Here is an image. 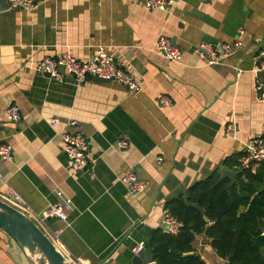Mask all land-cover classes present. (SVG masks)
<instances>
[{"label": "crops", "instance_id": "obj_1", "mask_svg": "<svg viewBox=\"0 0 264 264\" xmlns=\"http://www.w3.org/2000/svg\"><path fill=\"white\" fill-rule=\"evenodd\" d=\"M35 1L32 11H0V142L13 145V159L0 161V197H21L74 263L132 264L136 243L147 249L164 230L168 201L215 170L237 171L225 160L264 137V100L255 86L264 0H173L168 9L147 8L144 0ZM160 36L183 50L181 61L158 52ZM237 38L244 44L221 63L207 64L195 50L211 43L221 51ZM100 46L142 82L137 90L111 80L58 81L37 69L46 56L64 52L88 61ZM10 102L19 105L21 121L5 117ZM55 116L58 127L50 123ZM72 119L94 159L75 173L60 133L73 129L65 126ZM130 170L148 182L139 195L120 180ZM60 202L65 219H40ZM194 246L207 264H227L206 236ZM0 264H32L2 228Z\"/></svg>", "mask_w": 264, "mask_h": 264}, {"label": "trees", "instance_id": "obj_2", "mask_svg": "<svg viewBox=\"0 0 264 264\" xmlns=\"http://www.w3.org/2000/svg\"><path fill=\"white\" fill-rule=\"evenodd\" d=\"M245 156L228 157L234 169ZM235 182L220 179L218 170L192 184L186 192L191 204L204 208L207 221L196 208L186 204L185 195L167 202L184 224L178 235L157 229L151 239L157 264H207L195 249L200 235L210 240L216 254L227 264H264V162L253 168H238Z\"/></svg>", "mask_w": 264, "mask_h": 264}, {"label": "built area", "instance_id": "obj_3", "mask_svg": "<svg viewBox=\"0 0 264 264\" xmlns=\"http://www.w3.org/2000/svg\"><path fill=\"white\" fill-rule=\"evenodd\" d=\"M208 1V0H200ZM35 0H8L9 10H24L32 11L35 7ZM147 8L168 9L173 4V0H144ZM240 34H244V30L239 31ZM241 38H237L233 43L222 44V50L211 43H201L197 45L196 52L207 64L221 63L225 57L232 55L236 48L243 45ZM156 48L158 52L165 55L167 58L174 61H181L183 58V50L172 41V39L166 36H160L156 42ZM259 56L262 59V67L260 72H264V47L259 51ZM38 71L41 73L49 74L51 79L63 81L67 77H72L78 83H83L87 80V75L116 81L128 87L129 90H137L141 81L136 79L133 75L123 70L116 62L114 56L109 52L105 46H100L96 54L88 61H80L69 52H64L61 55L46 56L38 65ZM256 90L259 98L264 100V76L257 74L256 78ZM159 101L165 106L171 105L169 97L159 95ZM5 117L9 121L19 122L21 121V109L19 105L14 102H10L6 107ZM50 123L53 127H58L62 124L60 117H52ZM77 121L72 119L67 122L66 127H72L73 129H64L61 131L63 150L67 157L70 169L75 173L86 170L90 163L94 162L90 155V144L88 138L74 129L77 125ZM120 146L126 147L127 142L121 141ZM13 159V145L7 142H0V161H11ZM162 158H159L161 161ZM264 162V137H254L248 141L245 148V156L240 160V166H236V169L253 168ZM120 180L126 185L127 189L132 195H139L143 193L148 182L144 179H140L135 170L125 172ZM1 198V197H0ZM3 200L9 202L14 207L27 213L25 202L21 197L13 193L11 197H4ZM67 216V209L63 203H55L47 207L40 215L42 221H46L52 217H59L65 219ZM163 223L164 230L168 234L178 235L183 228V222L176 217L168 208L163 211ZM39 225V224H38ZM41 227V226H40ZM52 238V237H51ZM55 242V240L52 238ZM56 244V242H55ZM57 245V244H56ZM58 246V245H57ZM145 243L140 241L136 243L133 248L135 255H140L145 249ZM60 249V247H58ZM61 250V249H60ZM62 251V250H61ZM63 252V251H62ZM63 254L72 263L74 261L70 259L64 252Z\"/></svg>", "mask_w": 264, "mask_h": 264}, {"label": "water", "instance_id": "obj_4", "mask_svg": "<svg viewBox=\"0 0 264 264\" xmlns=\"http://www.w3.org/2000/svg\"><path fill=\"white\" fill-rule=\"evenodd\" d=\"M8 0H0V11H8ZM50 76L49 74H47ZM264 76V72H261ZM88 81L105 83L110 80L87 75ZM240 171H233L226 167L219 170L220 179L228 177L235 182V176ZM186 204L198 209L207 221L204 208L199 203L191 204L185 195ZM0 228L8 232L17 243L26 250L32 264H72L58 248L52 238L27 213L19 210L9 202L0 198ZM39 255L36 260L34 256ZM132 264H157L151 247L144 249L140 255H135Z\"/></svg>", "mask_w": 264, "mask_h": 264}, {"label": "bare ground", "instance_id": "obj_5", "mask_svg": "<svg viewBox=\"0 0 264 264\" xmlns=\"http://www.w3.org/2000/svg\"><path fill=\"white\" fill-rule=\"evenodd\" d=\"M35 257V259L37 260L38 258H39V255H36V256H34Z\"/></svg>", "mask_w": 264, "mask_h": 264}]
</instances>
